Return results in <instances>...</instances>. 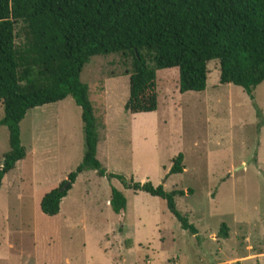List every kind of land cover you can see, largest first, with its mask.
Listing matches in <instances>:
<instances>
[{
    "label": "rangeland",
    "instance_id": "rangeland-1",
    "mask_svg": "<svg viewBox=\"0 0 264 264\" xmlns=\"http://www.w3.org/2000/svg\"><path fill=\"white\" fill-rule=\"evenodd\" d=\"M126 66L118 55L94 56L79 73L101 123L95 158L107 173L183 191L174 206L196 234L179 228L163 200L93 170L76 176L56 215L40 212L41 197L82 158L80 109L67 97L19 123L24 158L0 186V264H264V81L249 99L218 83L212 60L204 90L180 94L177 69L156 70V110L129 114ZM7 150L0 126V163ZM178 154L182 172L167 175ZM111 187L126 201L118 214Z\"/></svg>",
    "mask_w": 264,
    "mask_h": 264
},
{
    "label": "trees",
    "instance_id": "trees-1",
    "mask_svg": "<svg viewBox=\"0 0 264 264\" xmlns=\"http://www.w3.org/2000/svg\"><path fill=\"white\" fill-rule=\"evenodd\" d=\"M107 55L127 62L122 108L129 114L156 110V70L176 68L180 94L202 92L212 60L218 64L219 84L239 87L252 99L264 81V0H0V126L7 131L8 145L0 163V186L24 158L19 123L26 112L70 97L80 109L82 158L41 197L40 212L56 215L76 176L93 170L124 189L163 200L179 228L195 235L174 206V197L183 191L165 192L149 182L107 173L95 158L101 123L79 73L90 58ZM181 162V154L176 155L167 175L181 173ZM125 204L122 193L111 187V211L123 212ZM218 237L227 238L223 223Z\"/></svg>",
    "mask_w": 264,
    "mask_h": 264
}]
</instances>
